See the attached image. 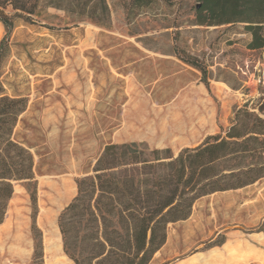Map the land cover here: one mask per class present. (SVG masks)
I'll return each instance as SVG.
<instances>
[{"label": "rangeland", "instance_id": "rangeland-1", "mask_svg": "<svg viewBox=\"0 0 264 264\" xmlns=\"http://www.w3.org/2000/svg\"><path fill=\"white\" fill-rule=\"evenodd\" d=\"M105 3L102 26L88 8L79 15L42 7L35 24L16 20L0 71L5 94L27 99L15 139L34 158L45 264H54L50 254L74 264L63 252L58 216L105 145L135 142L176 155L224 135L238 109L264 108V48L245 49L242 26H194L195 0H153L140 9ZM175 49L202 63L209 88ZM15 189L18 203L0 225V264H29L33 254L25 182ZM149 264H264V178L197 200L187 220L168 225Z\"/></svg>", "mask_w": 264, "mask_h": 264}, {"label": "trees", "instance_id": "trees-1", "mask_svg": "<svg viewBox=\"0 0 264 264\" xmlns=\"http://www.w3.org/2000/svg\"><path fill=\"white\" fill-rule=\"evenodd\" d=\"M122 1L131 9L146 8L153 2ZM42 7L77 9L79 15L88 8V18L96 24L108 22L105 0H0L4 31L0 71L16 20L35 24ZM193 11L194 26H242L249 36L245 49L264 48V0H195ZM174 54L198 71L201 83L209 88L210 74L198 59L176 49ZM26 107V98L7 96L0 82V225L12 195L19 192L15 189L13 194V183L25 182L33 239L29 264H45L42 235L36 227L34 158L15 139ZM263 178L264 108L260 107L238 109L224 135L208 136L200 145L176 155L169 148L149 149L135 142L107 144L92 174L76 180V196L58 216L63 252L74 264H149L166 243L168 225L187 220L197 200L239 190ZM16 204V199L11 200V206Z\"/></svg>", "mask_w": 264, "mask_h": 264}, {"label": "crops", "instance_id": "crops-1", "mask_svg": "<svg viewBox=\"0 0 264 264\" xmlns=\"http://www.w3.org/2000/svg\"><path fill=\"white\" fill-rule=\"evenodd\" d=\"M14 192V191H13ZM17 195H18V193H17ZM17 195L16 196H13V197H11V199H16V201H17V203H18V198H17ZM11 199H10V201H11ZM9 201V203H8V207H7V211H8V213H7V211H6V214H5V218H4V223H6V221H7V216H8V214H9V212H10V207H11V202ZM17 205V204H16ZM45 217V216H44ZM43 216L41 217L42 219L41 220H43V218H44ZM45 243V242H44ZM50 254V253H49ZM62 255V254H61ZM50 257H52L53 259H54V264H58L56 261H55V255H52V254H50ZM67 264H71V263H67Z\"/></svg>", "mask_w": 264, "mask_h": 264}]
</instances>
